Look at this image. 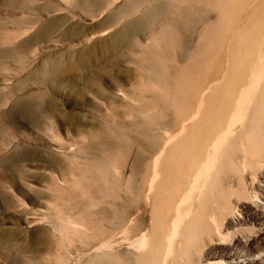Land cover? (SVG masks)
Here are the masks:
<instances>
[{
	"label": "bare ground",
	"instance_id": "6f19581e",
	"mask_svg": "<svg viewBox=\"0 0 264 264\" xmlns=\"http://www.w3.org/2000/svg\"><path fill=\"white\" fill-rule=\"evenodd\" d=\"M87 2L104 7L100 0ZM117 13L124 16L122 29L108 39L94 40L75 62L67 56L28 71L12 86L15 97L0 101V121L23 107L42 117L47 130L43 114L47 110L55 116L59 104L41 87L59 92L68 86L82 93L66 76L104 80L103 73H108L107 81L120 85L123 97L98 91L106 99L97 104L100 118L90 122L66 111L61 115L67 123L91 124L77 130L86 139L77 153L94 156H87L86 166L74 169L85 179L81 194L61 190L58 197L70 203L64 214L93 230L85 234L80 229L74 237L79 252L85 254L82 264H166L176 251L169 242L179 229L186 238L179 250L188 256L196 236L210 233L211 220L221 217L233 194L241 195L242 190L227 180L229 174L240 179L233 158L243 144L248 150L264 147V0H128ZM158 16L162 19L153 28L152 19ZM25 22L31 24L28 17L15 24ZM146 29L158 45L151 40L152 45L143 46L133 39ZM5 39L0 35L3 44ZM29 43L27 39L17 45ZM3 44L0 59H19L17 46ZM130 51H137L140 75L126 87L115 74L126 71L117 64L132 59L135 53ZM166 62L173 66L172 74ZM94 64L101 69H90ZM48 73L53 80L46 82ZM131 149L132 169L117 177L110 164L125 163ZM97 197L111 199L109 228L94 224L84 211L98 202Z\"/></svg>",
	"mask_w": 264,
	"mask_h": 264
},
{
	"label": "rangeland",
	"instance_id": "374dc122",
	"mask_svg": "<svg viewBox=\"0 0 264 264\" xmlns=\"http://www.w3.org/2000/svg\"><path fill=\"white\" fill-rule=\"evenodd\" d=\"M100 1L103 8L87 0H0V35L6 38L4 44L0 43L8 48L17 46L15 51L19 53L17 60L11 56L0 59V101L15 97L12 86H16L28 71H34L36 67L53 59L64 61L67 56L72 57L75 62L77 54L86 46L92 45L94 40L108 39L112 33L122 29L123 14H114L128 0ZM27 17L31 24H15L17 19L27 20ZM161 19L160 16L152 19L153 28ZM38 31L39 36L36 35ZM152 35L153 32L146 29L133 39L143 46L152 45V42L155 46L158 42L154 40V44ZM27 39L30 40L28 46L18 47L17 44ZM94 48V53L98 54V47ZM135 52L137 51L127 53ZM135 56L137 53L133 54L132 59L117 64L118 68L126 71L116 73L115 77L120 78L126 87L140 75L139 60ZM166 65L169 67L168 73L172 74L173 66L167 62ZM91 66L90 69H101L95 64ZM103 74L106 77L104 80L84 78L77 74L66 76L82 93H74L68 86H64L59 92L53 87H41L59 104L55 116H50L47 110L43 114L48 120L47 130L42 125V117L23 107L16 108L12 117L0 121V264H82L85 254L79 252L74 237L80 235L81 230L85 234L93 230L89 225L79 223V220L64 214L63 209L70 203L60 199L58 191L71 190L75 195L81 194V180L85 179L74 169L80 165L86 166L89 158L94 155L77 153L79 146L86 141L84 136L78 135L77 130L81 127L87 129L91 124L86 126L70 121L67 123L62 121L61 115L66 111L82 115V119L85 118L83 121L92 122L101 115L97 104L106 103V99L98 91L123 97L119 94L120 85L112 86L107 81L111 79L108 73ZM40 75L41 72H38L37 76ZM47 78L46 82L53 80L49 73ZM91 85L99 87V90ZM115 105L120 109L124 108L119 104ZM3 108L9 110L10 104ZM246 144H243L242 151H238L233 158L239 168L237 170H241L240 179L229 174L227 180L242 190L241 195L237 193L230 197L229 207L223 210L221 217L216 220L214 218L213 222L211 220L214 229L210 233L201 232L196 236L186 258L179 250L181 241L185 238L179 229L177 235L171 238L174 241L169 240L170 246L176 251L172 249L174 253L168 256L166 264H264V147L263 152L262 149L255 148H251L255 150L250 152L251 149L248 150ZM133 155L134 149H131L126 155L125 163L110 164L114 175H127L128 170L132 169ZM56 157L61 160L57 161ZM64 164L66 168L61 170ZM110 203V198L105 201L99 198L94 206H89L84 211L94 224L109 228L107 219L112 214ZM85 226L90 227V231Z\"/></svg>",
	"mask_w": 264,
	"mask_h": 264
}]
</instances>
